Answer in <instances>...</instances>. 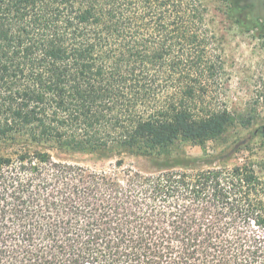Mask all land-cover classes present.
<instances>
[{
  "label": "trees",
  "instance_id": "1",
  "mask_svg": "<svg viewBox=\"0 0 264 264\" xmlns=\"http://www.w3.org/2000/svg\"><path fill=\"white\" fill-rule=\"evenodd\" d=\"M210 2L0 0V264H264V126L219 102Z\"/></svg>",
  "mask_w": 264,
  "mask_h": 264
},
{
  "label": "rangeland",
  "instance_id": "2",
  "mask_svg": "<svg viewBox=\"0 0 264 264\" xmlns=\"http://www.w3.org/2000/svg\"><path fill=\"white\" fill-rule=\"evenodd\" d=\"M231 2L232 0H211L210 2V15L214 25L225 35L223 55L228 84L225 95L219 102L226 105L236 117L241 119L245 117L247 120L245 124H248L250 120L249 130L255 131L264 126V25L261 24L262 29L256 25V16L264 15V0L243 1L242 5L245 7L240 8V18L232 16ZM247 3L250 4V8H246ZM231 145L232 143L209 144V152L215 155L212 162L215 164L227 162L232 165L243 161L241 155L231 158L225 155V151ZM183 150L192 156H203V150L200 147L186 144ZM54 155L62 162L81 165L96 171H120L116 168V164L121 159L125 169L145 173L152 169L149 159L130 154L118 157L54 152ZM203 167L209 166L203 164Z\"/></svg>",
  "mask_w": 264,
  "mask_h": 264
}]
</instances>
